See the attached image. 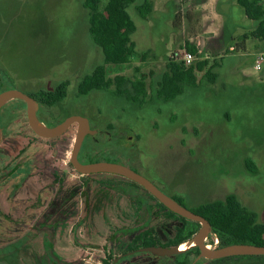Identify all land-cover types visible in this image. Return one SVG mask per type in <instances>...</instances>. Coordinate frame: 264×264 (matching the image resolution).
Segmentation results:
<instances>
[{"label":"rangeland","instance_id":"rangeland-1","mask_svg":"<svg viewBox=\"0 0 264 264\" xmlns=\"http://www.w3.org/2000/svg\"><path fill=\"white\" fill-rule=\"evenodd\" d=\"M143 1L153 0H138ZM106 2L100 1L99 11ZM187 2L179 3L177 11ZM130 14L137 53L124 65L103 63L107 91L80 96L78 85L102 63L82 0H0V92L13 89L34 98L40 105L37 119L47 127L69 116L86 118L96 133L85 137L80 162L110 158L138 166L141 170L130 169L189 210L234 193L241 207L264 225V80L257 79L264 63L263 71H256L254 53L237 56L228 51L231 42L221 60L202 49L191 64L210 63L195 71L200 83L166 102L155 96L162 76L186 69L169 60L183 50L177 45L172 51L179 26L183 23L190 34L202 23L197 17L173 16L170 5L164 14L146 20L132 10ZM234 20L228 19V30ZM139 52H145L143 59ZM215 62L217 79L210 84L203 75ZM122 77L144 79L146 102L133 104L111 95ZM62 85L65 98L46 107L40 94ZM0 125V264H54L55 257L69 264H103L108 251L113 259L122 255V247L143 230L152 228L160 246L174 236L180 222L138 186L110 174L74 171L69 157L76 124L58 138L41 139L27 124L25 103L10 100L0 109ZM205 244L219 247L211 230ZM202 260L191 255L189 263ZM116 264L173 260L137 253Z\"/></svg>","mask_w":264,"mask_h":264},{"label":"trees","instance_id":"trees-1","mask_svg":"<svg viewBox=\"0 0 264 264\" xmlns=\"http://www.w3.org/2000/svg\"><path fill=\"white\" fill-rule=\"evenodd\" d=\"M100 1L82 0V7L87 11L88 15V32L93 43L100 50L102 63L97 65L89 75L84 76L78 85V94L80 96H87L92 92L107 91L109 81L106 79L103 63L124 65L137 53L135 50L136 45L132 39L137 28L131 18L130 11L132 10L143 20H146L149 16L151 17L152 7L146 1L140 3L138 0H107L103 9L99 11ZM236 1L246 19L255 24L256 33L261 38H264V8L262 6L264 0ZM185 50L194 56L198 55L196 48L193 46L186 45ZM139 55L143 59L145 52H139ZM206 64V62H203L201 65H190L186 69H183L181 74H164L159 82V88L155 92V96L167 102L181 95L187 87H196L200 82L197 80L195 71H200ZM218 65L217 63H213L204 73L203 78L206 82L210 84L216 82L217 76L212 71ZM111 95L123 99L128 103L143 104L146 102L147 97L146 84L144 79L130 80L122 77L119 79V83ZM64 98L65 91L63 85L58 87L53 93L40 94V100L46 107H51L61 102ZM93 161L95 159L89 160V162ZM246 166L250 173L255 174L256 169L253 165L251 169L248 163ZM138 187L141 188L140 186ZM149 196L168 217L180 222L174 236L163 246L178 247L180 244L190 241L199 230L200 225L170 212L150 194ZM172 199L184 206L180 200L176 198ZM191 211L203 217L210 224L211 232L218 239L219 247L239 243L264 246V225L256 223L253 214L241 207L234 193H229L222 200L197 205ZM153 246H160L153 229L143 230L133 235L122 247L123 254L121 258H129L130 255H127L128 253L133 252L136 254V250L140 248ZM191 255L198 256V249L189 248L177 255L167 257L173 260V264H190L189 258ZM55 260L54 264H69L62 262L56 257ZM112 261V253L108 251L105 258L102 259V263L112 264ZM228 261H234L238 264H264V256L229 257L215 261L203 259L202 263L222 264Z\"/></svg>","mask_w":264,"mask_h":264},{"label":"water","instance_id":"water-1","mask_svg":"<svg viewBox=\"0 0 264 264\" xmlns=\"http://www.w3.org/2000/svg\"><path fill=\"white\" fill-rule=\"evenodd\" d=\"M10 100H19L25 103L27 124L33 134L41 139L58 138L62 136L73 124L77 125L76 135L69 157V163L74 169V171H76L78 174H112L123 177L142 187L146 192H148L170 212L189 221L198 223L200 225V228L197 233L193 236V238L187 242L188 247L185 250L189 248H197L199 251L198 257L208 261H215L224 258L240 256H264V246H254L251 244L239 243L210 249L205 244L206 236L211 230L210 224L200 215L193 213L191 210L180 205L174 199L164 195L151 182L143 178L141 175L119 163L103 161L91 163L80 162L78 160V154L81 150L85 137L93 136L96 133L95 129H92L89 121L86 118L76 115L69 116L62 122L56 124L55 126L47 127L41 124L37 119L36 115L39 109V103H37L33 98L17 90H3L0 92V109L5 103ZM1 139L2 131L0 128V143ZM185 250H180L179 246H153L144 247L138 249L137 251L165 257L177 255L178 253L183 252Z\"/></svg>","mask_w":264,"mask_h":264},{"label":"crops","instance_id":"crops-1","mask_svg":"<svg viewBox=\"0 0 264 264\" xmlns=\"http://www.w3.org/2000/svg\"><path fill=\"white\" fill-rule=\"evenodd\" d=\"M186 1H188L186 6H181V11H179V13L176 8L177 5L179 3H185ZM150 3L152 7V18L158 13L164 14V11L167 10V6L170 5L172 7L173 16H175V14H181V19H183V16L188 19L197 17L202 23L201 27L196 28L190 34H186L183 31L185 26L181 23L178 29L181 32L180 38L178 37L179 39L177 41L173 40L174 50L172 51H177L180 45H183V49H185L186 45H190L196 48L198 54H200L203 49L205 52L208 51L212 54H216L217 56L215 59L221 60L224 55L223 53H225L226 43L231 42L232 44L229 46L228 51L235 53L237 56L247 55L253 52L254 65L258 54L264 51V38H261L259 34L256 33L255 24L246 19L236 0H153L150 1ZM262 6L264 8V1L262 2ZM237 7L240 9L239 20L236 22L234 20V11L238 10ZM230 18H233L234 22L232 27L228 30L227 21ZM247 32L249 35H247ZM226 36L228 37L227 39ZM151 50L154 52L155 48L151 47ZM166 58L168 59V55L162 57L161 60H165ZM203 58H205V60L208 58L210 59L208 56ZM170 61L173 62L172 60ZM209 64L210 63H207V65ZM263 65H261L259 70H255L259 72L263 71ZM239 73L243 78H248L242 70H240ZM257 79L260 81L264 80V73Z\"/></svg>","mask_w":264,"mask_h":264},{"label":"built area","instance_id":"built-area-1","mask_svg":"<svg viewBox=\"0 0 264 264\" xmlns=\"http://www.w3.org/2000/svg\"><path fill=\"white\" fill-rule=\"evenodd\" d=\"M170 60H172L173 62H181L183 64V66H185L187 68L194 61V55H192L191 53H189L185 49H183L182 51H177V52H174L173 54H171ZM263 63H264V51H262L261 53L258 54V56L255 60L254 68L256 70H259Z\"/></svg>","mask_w":264,"mask_h":264},{"label":"flooded vegetation","instance_id":"flooded-vegetation-1","mask_svg":"<svg viewBox=\"0 0 264 264\" xmlns=\"http://www.w3.org/2000/svg\"><path fill=\"white\" fill-rule=\"evenodd\" d=\"M31 97V96H30ZM32 98V97H31ZM34 99V98H33ZM35 100V99H34ZM25 108H26V106H25ZM40 110V105H39V109H38V111ZM37 111V112H38ZM0 128H1V131H2V139H3V130H2V127H1V125H0ZM86 137H88V136H86ZM90 137V136H89ZM2 139H1V142H2ZM1 144V143H0ZM99 161H103V162H111V163H118L117 161H114V160H112V159H110V158H105V159H102V160H95V161H93V162H99ZM86 163H91V162H89V161H87ZM126 167H128V168H136V169H140L138 166L136 167H134V166H132V165H127ZM141 170V169H140ZM110 175H112V174H110ZM114 176H116V175H114ZM117 177H120V176H117ZM123 178V177H122ZM125 179V178H124ZM129 181V180H128ZM130 182H132V181H130ZM134 182H132V184H133ZM135 184V183H134ZM137 185V184H136ZM154 185V184H153ZM139 186V185H138ZM155 186V185H154ZM156 187V186H155ZM142 188V187H141ZM157 188V187H156ZM158 189V188H157ZM142 190H144L143 188H142ZM159 190V189H158ZM145 191V190H144ZM146 192V191H145ZM148 195H149V193L148 192H146ZM181 246L183 245V244H180ZM162 247H164V246H162ZM141 249V248H140ZM136 252L137 253H143V252H138L137 250H136ZM131 253V254H130ZM130 253H128L127 255H130V256H133L134 255V253L133 252H130ZM136 253V254H137ZM126 258V257H125ZM124 258H121V255L120 256H118V257H116V258H114L113 259V261H112V264H116L118 261H122Z\"/></svg>","mask_w":264,"mask_h":264},{"label":"bare ground","instance_id":"bare-ground-1","mask_svg":"<svg viewBox=\"0 0 264 264\" xmlns=\"http://www.w3.org/2000/svg\"><path fill=\"white\" fill-rule=\"evenodd\" d=\"M186 248H187V247H186L185 244H183L182 246H181V245L179 246V249H180V250H185Z\"/></svg>","mask_w":264,"mask_h":264}]
</instances>
